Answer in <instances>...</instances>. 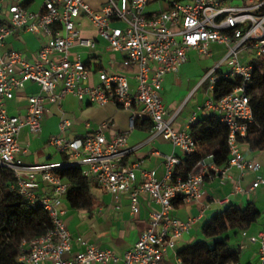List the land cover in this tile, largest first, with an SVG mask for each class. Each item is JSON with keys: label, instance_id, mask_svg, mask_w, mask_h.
Instances as JSON below:
<instances>
[{"label": "built area", "instance_id": "obj_1", "mask_svg": "<svg viewBox=\"0 0 264 264\" xmlns=\"http://www.w3.org/2000/svg\"><path fill=\"white\" fill-rule=\"evenodd\" d=\"M25 0H0V167L14 177L12 190L30 204L39 206L48 215L51 229L45 235L22 241L18 264H161L168 251L188 232L191 222H181L172 216L175 203L197 200L206 177L224 174L232 168L240 175L258 172L261 165L244 157L241 140L253 123V111L246 87L252 78V61L264 58V0L235 4L234 0H105L99 11L92 10L83 0H44L36 11H30ZM152 4L159 9L146 12ZM91 24L108 48L122 55L124 73L101 68L98 83L90 84V72L74 56L75 48L93 50L95 42L82 37L80 28ZM16 31L28 32L45 39L40 48L24 58L19 52L6 48L5 38ZM225 48L223 58L208 70L197 84L208 83V97L202 109L212 113L227 129L228 162L225 167L214 164L207 155L184 179L173 181L174 167L181 160L165 157V174L161 180L153 171L142 169L144 160L125 164L135 151L127 147L128 132L106 140L101 129L88 131L72 140L51 136L48 144L63 156L58 164L32 165L20 160L22 148L18 137L23 127L32 132L41 130L44 109L49 104L60 106L67 95L80 102L97 106L108 104L131 110L130 129L136 113L151 123V136L160 137L177 148L183 156L191 155L197 145L188 133L175 131L172 119L160 96L167 74L176 73L187 62V53L196 51L210 57V46ZM246 52L251 58L241 63L239 55ZM239 77L241 84L219 99L212 94L220 78ZM129 80L135 91L129 90ZM26 82L35 84L38 92L27 96L28 107L22 116H9L5 102L13 98ZM133 105H138L133 112ZM70 121L63 115L59 132ZM87 127H89L87 125ZM64 166H76L93 188L110 194L118 204L122 196L129 199L130 212L139 211V196H148L157 210L150 212L148 227L138 240L121 255L95 246L70 260L63 255L70 251L72 239L59 210L60 197L67 185L55 175ZM139 171L140 179L136 172ZM46 183L52 195L37 194L39 183ZM264 184L257 179L252 188ZM242 237H247L241 232ZM259 243L256 264H264V231L247 237ZM178 260V259H177ZM179 262V261H178Z\"/></svg>", "mask_w": 264, "mask_h": 264}, {"label": "crops", "instance_id": "obj_2", "mask_svg": "<svg viewBox=\"0 0 264 264\" xmlns=\"http://www.w3.org/2000/svg\"><path fill=\"white\" fill-rule=\"evenodd\" d=\"M44 0H25L24 4L30 11H36ZM92 10L99 11L105 0H83ZM236 1V0H234ZM251 0H243V4ZM82 37L93 40L95 48L88 50L75 48L74 56H79L90 72V84L98 83L97 72L101 68H107L115 72L124 73L121 66L122 55L112 52L105 41L95 32L90 23L85 22L80 28ZM45 39L28 32L16 31L5 38L6 48L19 52L24 58L31 60ZM222 49V54L216 55ZM211 56L205 57L196 51L187 53V62L176 73L167 74L162 82L160 91L161 99L166 110V118L172 119L171 125L175 131H184L191 124L200 121L208 114L202 106L209 96L205 83L196 90V86L202 76L213 68L224 56L223 46L212 44ZM129 90L135 91V82L129 80ZM38 87L26 82L23 89L15 91L13 98L5 102L9 116H22L26 113L28 103L27 96L36 94ZM138 105H133V112H137ZM70 121V126L63 132H59L61 117ZM133 113L112 104L97 106L80 102L71 95L65 96L60 106L49 104L44 109L41 120V130L32 132L28 127H23L19 133L18 142L22 148L19 154L20 160L25 164L43 165L58 164L63 161L54 147L48 144L51 136L59 135L63 139L72 140L84 135L88 131L101 129L106 140H110L117 134L128 132L127 147L135 148L125 159V164H131L137 160H144L142 169L153 171L155 177L161 180L164 177L165 157L174 156L181 160L184 156L173 147L171 143L160 137L151 136V123L148 119L136 113L134 126L130 129V119ZM87 125L89 127H87ZM241 150L245 158L255 160L261 165L258 172H246L240 175L236 170L228 168L224 174H216L204 179L201 195L197 200L176 205L172 216L181 222L190 221L191 225L187 233L177 241L175 252L168 251L161 264H179L176 253L197 241L205 239L202 227L214 214L224 210L227 206L243 209L247 204L253 203L260 213L256 222L245 230L230 232L229 245L240 247V258L237 264H256V252L259 243L249 242L247 237L256 236L264 231V184L252 188L257 179H264V151H251L248 145L241 143ZM56 175V174H55ZM140 179L139 171L136 172ZM70 189L65 179H60ZM39 183L37 194L52 195L51 188L46 183ZM66 191V193H67ZM89 196L92 208L74 209L66 199V194L60 197L59 210L63 212L62 219L71 236L72 243L69 252L63 255L66 260L85 251L88 246L100 249H108L117 255L123 254L138 240L140 234L146 230L150 212L157 210V206L150 202L148 196H139V211L132 214L129 207V199L122 196L118 204L113 197L100 188L90 187ZM245 232L246 238L241 236ZM98 264V263H94Z\"/></svg>", "mask_w": 264, "mask_h": 264}, {"label": "trees", "instance_id": "obj_3", "mask_svg": "<svg viewBox=\"0 0 264 264\" xmlns=\"http://www.w3.org/2000/svg\"><path fill=\"white\" fill-rule=\"evenodd\" d=\"M264 13V8L261 9ZM252 78L246 87L253 111V123L241 143L248 145L251 151H264V58L251 62ZM241 84L239 77H220L212 94L214 99L222 98ZM188 133L197 145V150L184 156L183 161L173 170V181L184 179L191 173L197 163L207 155L213 156L214 164L225 167L228 162L226 146L227 129L219 118L208 113L203 119L191 124ZM60 179H65L70 189L66 199L74 209L92 208L89 196L90 183L82 176L80 168L64 166L55 172ZM15 180L13 174L0 167V264H18L17 256L22 241H29L45 235L51 229L47 213L39 206L30 204L12 190ZM179 203L176 202L175 206ZM260 213L253 203L243 209L227 206L214 214L202 227L205 240L180 249L176 253L179 264H237L240 258V247L229 245V233L245 230L256 222Z\"/></svg>", "mask_w": 264, "mask_h": 264}, {"label": "rangeland", "instance_id": "obj_4", "mask_svg": "<svg viewBox=\"0 0 264 264\" xmlns=\"http://www.w3.org/2000/svg\"><path fill=\"white\" fill-rule=\"evenodd\" d=\"M234 3L241 5L244 2H243V0H236V1H234ZM158 9H159L158 5L152 4L146 8V12H153V11H157ZM222 52H223L222 49H220L216 52V55H220V54H222ZM250 58H251V56L249 54H247L246 52H243L239 55V59H240L241 63H246ZM207 85H208V83H205V85H204L205 88H207Z\"/></svg>", "mask_w": 264, "mask_h": 264}]
</instances>
